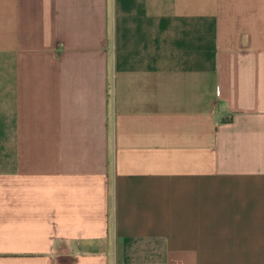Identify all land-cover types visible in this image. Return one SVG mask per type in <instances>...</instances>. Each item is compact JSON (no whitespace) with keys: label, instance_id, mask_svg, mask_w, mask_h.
I'll return each mask as SVG.
<instances>
[{"label":"crops","instance_id":"0c3cea01","mask_svg":"<svg viewBox=\"0 0 264 264\" xmlns=\"http://www.w3.org/2000/svg\"><path fill=\"white\" fill-rule=\"evenodd\" d=\"M0 264H264V0H0Z\"/></svg>","mask_w":264,"mask_h":264}]
</instances>
